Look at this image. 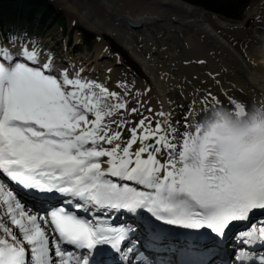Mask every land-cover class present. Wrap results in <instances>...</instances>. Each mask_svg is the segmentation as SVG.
Listing matches in <instances>:
<instances>
[{"label":"snow or ice","instance_id":"obj_1","mask_svg":"<svg viewBox=\"0 0 264 264\" xmlns=\"http://www.w3.org/2000/svg\"><path fill=\"white\" fill-rule=\"evenodd\" d=\"M22 55L34 66L0 48V264H111L104 247L120 251L134 229L109 225L106 210L218 237L264 213V101L229 96L228 108L209 92L183 131L164 112L115 130L105 117L128 107L119 93L67 69L58 78L35 42ZM8 181L47 207H30ZM241 235L264 242V226Z\"/></svg>","mask_w":264,"mask_h":264},{"label":"bare ground","instance_id":"obj_2","mask_svg":"<svg viewBox=\"0 0 264 264\" xmlns=\"http://www.w3.org/2000/svg\"><path fill=\"white\" fill-rule=\"evenodd\" d=\"M125 1L130 6H141L139 14L130 13L129 10L122 8L116 0H95L97 4L105 7L109 15L89 12L84 14L83 19L88 29H92L97 34H107L121 43L138 61L156 86L158 93L154 95L155 99L152 100L149 99L143 89H139L144 91L142 94L137 92L131 95L128 101L129 107L125 114L119 115L117 113L114 117L105 120V123L111 120L116 121L115 124L111 125L113 129L120 130L118 127L120 121H127V125L121 127L131 128L142 117H150L154 121L163 120L164 117L158 114L164 112L171 113L169 119L173 122L179 121L180 124L175 126H180L181 131H183L182 123L184 116L188 115L187 110L194 108L196 111L194 119L199 120L203 116L201 109L204 107L201 101L209 92L221 101L222 106L228 108L232 107L228 101L229 96L248 105L264 101V0H254L247 9V17L250 15L257 16V25L254 29L244 28L237 31L232 29L237 27L238 23L183 0ZM128 18L134 22H139L142 28H131L126 23ZM148 29L155 33L159 31L161 34H166L165 46L152 48L148 45L150 59L144 56L147 42L142 43L140 41V38L146 36ZM249 34L251 37L247 38L246 36ZM155 44L159 46L157 40ZM24 45L32 47L28 43H22V46ZM4 48L12 54L10 43L4 45ZM163 51L170 53L163 55ZM95 55V59L82 62L83 64L79 67V72L87 80L90 78L103 80L108 73L105 69L99 68L100 64H98L100 58L108 56L101 39L95 45ZM39 57L41 64L43 61H47V57L44 60L41 56ZM73 59L75 62L69 58L71 61L68 69L80 65L77 63L78 59L75 57ZM20 60L27 62L29 66H34L24 56ZM55 61L53 59V62ZM66 64L68 65V62ZM138 82L147 85L145 80L138 79ZM104 84L106 87L112 88L109 83ZM194 101L196 103H193ZM149 106L152 107L153 113L148 111ZM132 108L139 109V112H131L130 109ZM155 113L157 114L155 115ZM189 119L193 118L189 117ZM127 138L122 133L121 139ZM105 146L107 147V145ZM138 146L139 142L133 145V149ZM5 179L7 178L5 177ZM8 182L11 188L12 186L19 188L14 182ZM129 183L135 186L134 182ZM18 190L15 189L30 207H34V209L43 208L44 205L36 203L20 188ZM123 211L126 212V210ZM143 211H138L136 214L125 213L128 218L125 217L128 219V223H131L135 233L134 258L144 256L152 260V264L158 263L157 260L159 259L165 260V258H169L171 261L174 255H181L183 247L200 251L212 259L222 254L218 242L210 240L202 243L195 235L190 240L182 241L173 238L158 239L157 233L144 226ZM117 212L118 214L123 213L122 210ZM246 229V226H242L243 232ZM240 237L243 241L246 240L240 235H237L235 239L239 240ZM228 246L230 247V245Z\"/></svg>","mask_w":264,"mask_h":264},{"label":"rangeland","instance_id":"obj_3","mask_svg":"<svg viewBox=\"0 0 264 264\" xmlns=\"http://www.w3.org/2000/svg\"><path fill=\"white\" fill-rule=\"evenodd\" d=\"M116 1L122 8L129 10L130 13L133 12L134 15H137V13L141 10V6L139 5L130 6L128 3H126L127 1L125 0H116ZM50 2L54 5L55 8L61 10V12L64 14L68 25V29L66 30V32H64L58 24H55L53 27L47 28L45 32L40 35L33 34L28 36L22 33L23 35L21 36L14 35L10 40H5V41L3 40V37H0V46H1L0 48H4V45L10 43V49L13 56L14 57L16 56V58H18L17 62H21L22 60L20 59L23 56L22 51L26 47L30 48L29 46H25V45L22 46V43H28L31 46H33L35 42V45L38 46L39 56L42 57V60H44L45 57L48 58L49 55H51L53 59L56 60L55 61L56 63L54 62L55 70L53 74L57 75L58 78H60L59 74L63 69H68L69 63L71 61L69 60V58L75 62V59H73L75 57L76 59H78L77 63L80 65H76L74 68L68 69V72L70 70L69 75L72 76L78 72L81 78L87 80V78H84V76H82L81 73L79 72V67L85 62L95 59L96 56L95 45H97L101 39L102 42H104V48H106L107 54L110 57L107 56L102 59L101 58L99 59L98 62V64H100L99 68L105 69L106 71H108V73L106 74V77L103 78V80L98 79V81L100 80L99 82L102 81V83L104 82L112 85V88H108L104 84L109 91L119 93V98L124 102H126L128 107H129L128 101L130 100V96L137 92H141L140 94H142L145 91L149 99L151 100L155 99L154 95L158 93L156 86L147 76V74L140 66L138 61H136L133 58L132 54L129 53V51H127V49L113 37L107 34L105 35H101L99 33L97 34V32H93L92 29H88L86 27L85 20L83 19L84 14L89 12L93 14L94 13L97 14L99 12V14L106 13L107 15H109L108 12L105 10L104 6L97 4L95 0L94 1L93 0H50ZM253 2L254 0L251 3ZM192 5H194V3ZM256 18H257L256 15H252V16L250 15L247 17V11H246L243 20H231L234 23H238V26L232 30L237 31V30H242L244 28L248 30H253L254 27L257 25ZM82 30H85L89 34L95 36V38L92 39L90 46L86 45ZM246 37L250 38L251 35L249 34ZM165 39H166L165 33L161 34V32L159 31L155 33L148 29L146 31V36L140 38V41L142 43L147 42L144 56L147 59H150L151 55L149 53V49H150L149 46L152 48L165 46L164 44ZM14 40L16 41L13 42ZM156 40L159 42V46H156L155 44ZM115 48H120L122 50V54L125 55L127 58H129L134 63V65L138 67L140 73L142 74H138V72H136L133 68L128 66L124 62L123 56L119 52L113 51V49ZM169 53L170 52L163 51V55H168ZM44 62L45 61H43L42 63ZM67 62L68 65L66 64ZM87 76L90 77L89 75ZM92 79H96V78H90L88 81ZM138 79H141L142 81L145 80L147 85L140 84L138 82ZM139 89L140 90L143 89L144 91H140ZM68 90H71V86H69ZM112 99L114 102L117 101L116 97H113ZM128 107L126 109L119 110L118 112L119 115L121 114L123 115V113L125 114V112L128 110ZM148 109L152 110V107L149 106ZM150 113H153V110ZM156 114L157 113H155V115ZM114 115L112 117H114ZM112 117H105V120L110 119ZM89 119H94V116L92 114H89Z\"/></svg>","mask_w":264,"mask_h":264},{"label":"trees","instance_id":"obj_4","mask_svg":"<svg viewBox=\"0 0 264 264\" xmlns=\"http://www.w3.org/2000/svg\"><path fill=\"white\" fill-rule=\"evenodd\" d=\"M184 1L194 3V5H199L200 7L202 6V8L230 20H243L252 2V0ZM55 24H58L64 32L68 29L64 14L61 10L55 8L50 0H0V37H3L4 40H10L14 35H40L47 28H51ZM82 32L86 45L90 46L95 36L85 30H82ZM113 51L119 52L128 66L133 68L138 74H142L138 67L122 54L120 48H115ZM98 83L104 86L103 83ZM112 102H114L113 99Z\"/></svg>","mask_w":264,"mask_h":264},{"label":"water","instance_id":"obj_5","mask_svg":"<svg viewBox=\"0 0 264 264\" xmlns=\"http://www.w3.org/2000/svg\"><path fill=\"white\" fill-rule=\"evenodd\" d=\"M117 14V13H116ZM131 28L141 29V24L139 22H134L132 19L128 18L126 22Z\"/></svg>","mask_w":264,"mask_h":264}]
</instances>
